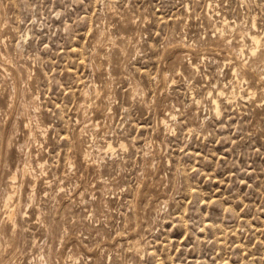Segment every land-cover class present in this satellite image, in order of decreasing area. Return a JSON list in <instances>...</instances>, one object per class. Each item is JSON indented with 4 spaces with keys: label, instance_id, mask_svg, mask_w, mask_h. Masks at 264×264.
Here are the masks:
<instances>
[{
    "label": "rangeland",
    "instance_id": "374dc122",
    "mask_svg": "<svg viewBox=\"0 0 264 264\" xmlns=\"http://www.w3.org/2000/svg\"><path fill=\"white\" fill-rule=\"evenodd\" d=\"M0 264H264V0H0Z\"/></svg>",
    "mask_w": 264,
    "mask_h": 264
},
{
    "label": "bare ground",
    "instance_id": "6f19581e",
    "mask_svg": "<svg viewBox=\"0 0 264 264\" xmlns=\"http://www.w3.org/2000/svg\"><path fill=\"white\" fill-rule=\"evenodd\" d=\"M252 39H253V42L256 44V46H259V45H260V43H261L260 38H258V37H253ZM218 108H219V107H218ZM11 199H12V198H11ZM11 199H9V200H11Z\"/></svg>",
    "mask_w": 264,
    "mask_h": 264
}]
</instances>
